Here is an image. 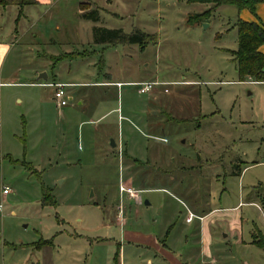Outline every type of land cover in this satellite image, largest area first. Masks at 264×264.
<instances>
[{
    "label": "rangeland",
    "instance_id": "obj_1",
    "mask_svg": "<svg viewBox=\"0 0 264 264\" xmlns=\"http://www.w3.org/2000/svg\"><path fill=\"white\" fill-rule=\"evenodd\" d=\"M48 1L0 6V42L12 47L5 71L25 85L46 83L37 80L44 74L47 82L89 87L64 88L74 100L60 112L54 89L7 91L0 133V264H114L107 259L123 256L116 245L123 242L121 231L154 235L160 223L176 226L181 247L188 208L200 213L235 205L242 188L264 186V84L239 80L231 56L238 47L236 7H218L189 23L213 5ZM81 9L96 10L98 22L83 19ZM93 27L125 34L138 29L154 39L143 48L99 46L92 42ZM106 81L115 85H90ZM137 82L155 85L139 94ZM238 166L245 168L240 181L230 175ZM121 185L137 192L140 203L128 201ZM46 195L51 201L44 205ZM242 210L247 239L253 223H264L256 209ZM215 229L216 264L251 263L230 233L224 238L223 224ZM191 234L185 249L191 264L197 258L201 264ZM42 241L50 244L38 246ZM124 253L128 264H155L149 247Z\"/></svg>",
    "mask_w": 264,
    "mask_h": 264
},
{
    "label": "crops",
    "instance_id": "obj_2",
    "mask_svg": "<svg viewBox=\"0 0 264 264\" xmlns=\"http://www.w3.org/2000/svg\"><path fill=\"white\" fill-rule=\"evenodd\" d=\"M36 4L31 6H36L38 4H46L49 2L48 0H35ZM19 14V12H18ZM239 20L246 21V22H259L264 25V3H260L256 6L255 9V15H252L249 11L243 10L240 11ZM95 45V44H94ZM101 46V45H99ZM141 49V48H140ZM262 51H264V46L262 47ZM12 52V47L7 42H0V133L2 130V112H3V99L5 101L9 100L11 95L7 93L8 90L15 86H30L38 87V88H49L54 89L49 86H44V84H61L64 85L66 89H75V88H88L89 83H64V82H47L48 77L46 76V80L37 79L38 81H43L46 83L42 84H24V83H16L13 80L14 72L12 71H5V64L7 60L9 59V56ZM65 55H71V53L65 54ZM36 74V73H35ZM44 74L40 75L43 76ZM39 76V77H40ZM143 83H153L154 82H137L132 83L135 84L137 87L139 84ZM257 83V82H255ZM264 84V83H260ZM90 85H93V87L97 85H106L109 88L113 87L115 84L111 83L110 81H106L103 84L100 83H90ZM65 90V89H64ZM55 89L53 90L54 94ZM67 92V91H66ZM139 93V92H138ZM149 93V92H148ZM141 94V93H139ZM68 97V104L65 106L66 108L70 105L72 106V101L74 100L73 96L70 93L66 94ZM53 100V98H52ZM54 101V100H53ZM81 105V104H80ZM63 107V108H65ZM63 108H58L56 106V109L61 111ZM103 118V117H101ZM101 118L99 120H101ZM114 143V142H113ZM115 144V143H114ZM113 147V146H112ZM113 148H116V144ZM259 164V163H255ZM238 170V169H237ZM245 168L241 170L240 175H238L239 181L242 178V174L244 172ZM235 171V170H233ZM233 171L230 173V175H233ZM261 186L259 189L258 187ZM258 187H251L249 190L244 191V189H241V192H239L238 201L235 205H230L226 207H210L209 209H206V211L196 212L192 209L188 208L186 210L187 215L185 217L184 224L187 225V229L183 228V239H185V242H183V245L181 247L177 246V234H176V226L174 224H167L163 226L162 223L157 225V228H155V234H144L139 231H133V230H123L121 231L123 234V242L120 241L116 243L118 245V250L123 252V256H120V261L117 258V261L114 262V257H110L107 259V263H117V264H128L130 262L129 256H126L124 251L126 249H130V247H149L151 249H154L155 251V264H191L192 258L190 257V253H188L185 249L186 246V240L189 233H192L191 235L195 237L196 241L198 242V249L197 254L199 256V259L203 261L201 264H216L212 251V245L214 243V233L216 231L215 227L217 224H223L225 231H227V235H224V238H228L229 233L233 237L234 242L236 244V248L240 251L245 252L248 255V260L251 261L250 264H264V250L259 248L258 246L252 244V234L255 232H260L264 238V225L262 227H258L255 223L252 224L250 227V230L248 231V238L244 239L242 234V225L244 221V213L242 212L243 208H253L258 211L261 217V222L264 223V208L261 205V198L264 196V186L261 184L258 185ZM156 190H162V189H155ZM137 196L138 193L136 192ZM171 196V199H174V201L179 202L175 198L174 195ZM139 197V196H138ZM140 198V197H139ZM245 198V201L243 199ZM128 201H133V199L127 197ZM141 201V200H140ZM140 203V202H139ZM137 202V204H139ZM146 206H149V203L145 204ZM206 205V204H205ZM209 205V203H207ZM163 209V207L161 208ZM191 216V220H188ZM122 223L119 222V226L121 227ZM125 225V223H123ZM198 258L195 260L193 264H197Z\"/></svg>",
    "mask_w": 264,
    "mask_h": 264
},
{
    "label": "trees",
    "instance_id": "obj_3",
    "mask_svg": "<svg viewBox=\"0 0 264 264\" xmlns=\"http://www.w3.org/2000/svg\"><path fill=\"white\" fill-rule=\"evenodd\" d=\"M191 3L199 4H212L213 8L206 12L190 17L191 21H197L204 18H209L211 11L224 6L231 5L236 7L237 11L247 10L252 15H255L256 6L260 3H264V0H189ZM17 5L20 8L23 6L35 5V0H0V6L5 8L8 5ZM81 16L85 20L92 22H98L99 15L96 10H85L81 9ZM237 28V50L231 52L232 60L236 63L237 74L240 81H244L246 78L253 80L257 83H264V25L259 22H246L238 20L236 24ZM154 36L146 34L141 30L135 29L131 34H125L122 30H110L103 27L92 28V42L95 45L101 46H114L117 44L121 45H138L143 48L148 42L152 41ZM65 55L63 57H68ZM240 166L238 170L233 172V175H240ZM259 186L258 188H260ZM49 195L43 198V204L46 205L51 201ZM261 205L264 208V197L261 198ZM50 242L42 241L38 244L48 245ZM252 244L258 246L264 250V238L260 232L252 234ZM118 252L114 256V262L117 261ZM117 264V263H115Z\"/></svg>",
    "mask_w": 264,
    "mask_h": 264
},
{
    "label": "built area",
    "instance_id": "obj_4",
    "mask_svg": "<svg viewBox=\"0 0 264 264\" xmlns=\"http://www.w3.org/2000/svg\"><path fill=\"white\" fill-rule=\"evenodd\" d=\"M44 86H49V87H52L55 89L54 95H53V100L55 101L56 106L58 108H63L68 104L69 100H68V97L65 93V90H64L65 86L64 85H61V84H56V85L44 84ZM153 86H154L153 83L139 84L138 85V87H139L138 92L141 94L148 93L152 89ZM120 192L128 194L129 198L136 200L138 203L140 202V198L135 194V192L132 191V189L124 187L123 185H121L120 186ZM8 194H9V191L7 188H5L2 192V195L7 196ZM2 212H3V206H2V204H0V214H2ZM188 220H191V216L189 217Z\"/></svg>",
    "mask_w": 264,
    "mask_h": 264
},
{
    "label": "water",
    "instance_id": "obj_5",
    "mask_svg": "<svg viewBox=\"0 0 264 264\" xmlns=\"http://www.w3.org/2000/svg\"><path fill=\"white\" fill-rule=\"evenodd\" d=\"M39 79H42V80H46V76L43 75V76H40ZM111 145L114 147L115 144L113 143V141L111 142ZM144 204H147V202H145Z\"/></svg>",
    "mask_w": 264,
    "mask_h": 264
}]
</instances>
